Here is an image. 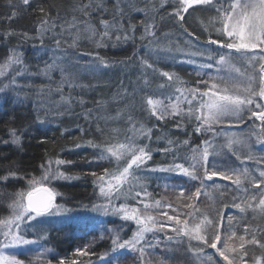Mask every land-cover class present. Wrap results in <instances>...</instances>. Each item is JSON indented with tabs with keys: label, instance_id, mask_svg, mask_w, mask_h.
<instances>
[{
	"label": "snow or ice",
	"instance_id": "1",
	"mask_svg": "<svg viewBox=\"0 0 264 264\" xmlns=\"http://www.w3.org/2000/svg\"><path fill=\"white\" fill-rule=\"evenodd\" d=\"M172 0H160L159 7H164L166 3ZM12 4V0H8ZM178 5L174 8L171 15L175 16L180 21H185V13H189V9H194V6H203L206 11L213 12L214 15L209 16L207 21H201L205 32H215L216 39L209 36L207 45L201 49L195 47L193 51L185 53L189 57L188 63H195L191 57H202L207 63L200 65L201 71L197 72L198 76L207 75L208 80L197 81V86L187 87V82L184 81L175 72L160 71L155 67V62H149V55L140 57V65L144 69L141 74L143 81L139 92L141 96V108L147 112L149 117H154L157 121H165L167 119L177 120L176 127L183 128L185 123L195 122V133L205 131H214L213 126L223 124L226 120H235L236 122H244L245 116L248 120L259 122L257 128L259 131H252V135L256 136L257 142L264 145V0H174ZM22 4L31 7L30 0H22ZM123 5V6H121ZM16 7V5H12ZM139 11L144 13L145 20L141 21L144 32L140 37L141 40L145 37L152 36L155 38V32L152 31L154 25L147 22L149 6L146 3L144 8H138L132 3V0H116V3L111 9V19H105L104 13H108L109 9L105 6L104 0H88L87 3H80L73 9L74 13H79L85 19H80L77 15H73L71 20H65L60 25H57L52 20L50 13H45L43 8L41 13L47 18L39 20L38 32L41 37L46 33H53L52 40L55 44V49L61 52H66L62 48V44H66L68 48H76L81 39L91 40L96 47H108L109 45L116 47L128 41L135 40L136 26L128 23L125 27V20L129 12ZM152 11L156 10V5L153 4ZM93 12L101 13L98 18L99 28L91 23ZM13 17L17 15L12 12ZM59 18V14H57ZM60 28V32H56V28ZM187 32V30H185ZM67 32L71 36V41L64 39V33ZM14 33L8 32L6 35L11 36ZM24 38H28V33L21 34ZM192 36V33H188ZM114 38V39H113ZM153 41H149L151 44ZM43 45V39H41ZM215 45L217 47L213 48ZM221 49L227 50L222 52ZM45 53L48 51L44 49ZM167 51H171L168 49ZM4 62L0 64V77L9 79V84L0 87V93H5L9 87L15 83V77L22 75L26 71V67L14 68L13 65H23L24 62L15 49L10 50ZM135 56L136 53L134 52ZM131 59V58H129ZM116 61H111L105 57L96 54L94 60L83 68L85 71L95 76L96 73H103L105 70L115 67ZM119 63H124L123 61ZM66 65V66H65ZM80 65L73 64L67 61L65 56H53L51 63L44 61V68L39 74L46 76L51 80V72L59 69L61 80L56 85V88H45L41 85L40 93L45 91L51 94L53 91L60 94V104L64 108V112L70 110L73 103L71 93L66 97L64 95L63 85L67 84L70 89L79 87L81 89L94 87L93 85H84L77 83L79 80ZM215 69V74L212 75L207 71ZM8 69H12L15 75L8 76ZM151 70L152 75H159L166 78L164 83L157 86L155 92L151 90V80L148 78V70ZM199 85H204L203 89ZM169 89L171 91H169ZM120 100L124 102L123 108H118L115 115L106 113L107 101L98 100L95 102L97 112L94 115L93 109H87L83 115L86 120H95L96 131L101 137L108 133V139L97 142L96 140H87L83 144L75 143L74 149L84 147L92 148V159L83 157L85 164L93 162L107 161L114 167H105L103 172L97 174L91 172L90 175L94 178L93 185L98 189V199L102 203H93L91 211L103 212L105 215L111 214L118 217L124 222H133L135 231L131 238L122 239L120 233L125 230V224L117 225L116 228L105 229L101 232L99 239L105 238L107 232L108 238L111 241L109 251L99 254L98 259L103 264H119L120 257L126 253L121 250H130L138 253L140 264H150L147 256L148 248H155L159 244H153L146 238L147 233H155L163 231L165 227H170L175 234L166 235V239L171 242L174 238L177 245L185 243L187 238V251L191 252L193 257L198 261V264H220L213 258V255H206L205 248L215 249L219 257L226 264H248L245 257L248 256L246 245H255L262 250V255L253 256V264H264V242L257 238V232L264 234V228L258 225L252 227L248 224L244 225V235L238 237L240 243L238 248L229 244L227 241H221L220 229L223 226V215L217 213V216L209 218L207 212H202L196 201L201 195L214 199L207 191L209 187L205 181H213L212 187L218 191L221 185H218L213 180L214 177H219L223 180L231 181L235 187V194L232 195V207H235L240 213H246L252 210L254 213L258 210L264 216V169H261L258 175L249 172L247 167L226 168L224 171L218 170V165L213 163L209 166V156L212 155L209 151L213 147L209 140L203 141V146L197 145L191 148V156L183 157L185 163L189 160L191 163L186 167L185 163H177L178 152L181 147L187 148L189 141L182 142L167 140V145L159 149L165 155L172 154L173 160L171 163L148 167V161L152 159L153 149L150 148V142L153 138V129L146 127L145 124L136 121L132 116V111L135 109V98L137 90L132 93L123 95L117 93ZM80 104L84 101L81 98ZM64 112L58 114L63 115ZM125 120L128 127L126 130L120 128H109V122ZM103 122V126L101 125ZM36 122L44 123L39 116L36 117ZM25 130L19 133L17 129L9 130L10 141H0V143L8 144L9 142L17 147L21 146L22 136ZM83 131V129H81ZM131 133V134H129ZM123 135V139L120 136ZM215 135V132H214ZM163 137H157V140ZM138 139H145L149 143L141 144ZM234 144H242L247 146L246 142L235 137H227L226 144L222 147H227L232 154L240 160V155L233 150ZM220 153L217 152L216 155ZM245 159L253 160L254 157L249 153ZM71 160L63 159H47L45 163L40 165L41 174L39 176L32 175L30 177L22 176L18 171L8 169L4 175H0V183L6 184L10 178L17 180H26L27 188L10 193L11 200L7 207L9 214L0 217V264H25V261L18 258L17 253L8 251L9 249L19 248L22 245H31L37 243L34 240L25 238L22 225H27L28 228L35 229L37 226H42L52 223L50 218L61 217V225L64 227L71 226L74 230H83L85 233L90 231L89 222L87 220H79L72 217L73 212L65 204L57 203V196H62V193L56 192L53 188L48 187L53 180H78L80 176L70 175L61 170L62 165L72 164ZM243 163V161H241ZM257 164H264V157L256 161ZM162 172L174 173L176 176L187 177L190 180H199L200 187H197L195 192L189 195L186 199L192 201L184 204V207L189 209L188 212H180L178 208L172 204H162L161 200L151 199L152 194L147 191V187L141 183L144 179L141 172ZM202 171L203 175H198ZM235 177V178H234ZM173 179L175 177H172ZM247 182V186L244 182ZM257 190L249 196L250 187ZM168 185H165L167 188ZM224 188L229 191L227 185ZM138 189V190H137ZM241 194L247 199H241ZM221 197L224 193H220ZM180 198H184V189H180ZM258 203H251L257 201ZM135 201L136 204L142 207L133 206L129 201ZM239 200V202H237ZM122 201L121 203H116ZM225 207L228 205L225 204ZM87 208V205H82ZM161 208H169L173 215L167 212H160L161 216L167 218V221L173 222L171 225H165L152 214L153 210ZM184 216V219H181ZM256 219V216H253ZM232 216L228 217L229 226H231ZM209 231L212 236H209ZM250 236V239L245 237ZM236 237V232L232 231L231 236L227 239L231 240ZM47 234L44 233L41 239L47 240ZM197 244L193 246L192 242ZM221 243V247L217 244ZM93 244H86L83 248H76L73 252L74 257H91L96 253L91 251ZM52 249H43L34 257L37 261ZM24 254V253H19ZM55 258V256H53ZM107 258V259H106ZM31 264V261H29ZM51 264V260L48 261ZM57 264H83L82 261L68 257L61 258ZM91 264V261H89ZM161 264H165L164 261Z\"/></svg>",
	"mask_w": 264,
	"mask_h": 264
},
{
	"label": "trees",
	"instance_id": "2",
	"mask_svg": "<svg viewBox=\"0 0 264 264\" xmlns=\"http://www.w3.org/2000/svg\"><path fill=\"white\" fill-rule=\"evenodd\" d=\"M87 3L88 0H30L31 7L24 6L22 0H12V4L8 3V0H0V64H2L5 58L11 54L10 50L20 54L24 64L13 65L14 68L23 69L26 67V71L22 75L15 77V83L12 84L5 93H0V141L9 140V130L17 129L18 133L21 130H25L22 136V143L20 147L11 144L0 143V175H4L8 169L18 171L20 175L30 177L32 175L39 176L41 174L40 165L45 163L47 159H63L71 160L72 164H65L60 166L62 171L67 172L70 175H78V180H54L47 186L53 187L57 185L56 192L62 193L63 195L57 196V203L65 204L69 208L73 209L70 214L81 221L87 220L89 222L90 231L85 233L83 230H74L71 226L64 227L61 225V217L50 218L52 223L37 226L38 231L32 232L26 230L24 233L25 238L33 237L37 239L35 245H27L25 251L28 254L25 259L31 261V264H48L51 260V264H57V261L61 258L68 257L69 259L76 258L83 262V264H103L98 259L99 254L107 252L111 248V241L108 238V233L105 232V238L99 239L101 232L105 229L116 228L117 225L125 224V230L120 233L122 239H129L135 231V224L131 221L124 222L118 217L112 216L111 214L105 215L103 212L91 211V205L93 203H102L103 201L98 199V189L94 188L93 177L90 175L91 172L100 174L103 172L105 167H114L107 161L93 162L92 164H85L82 160L83 157H87L89 160L92 159L93 149L86 145L79 149H74L75 143L83 144L87 140H96L98 143L102 140L108 139V133L106 131L105 136L101 137L96 131L95 120H86L83 113L91 108L93 114L97 112L95 102L98 100L107 101L106 113L115 115L118 108L124 107V102L120 100V97L116 94L123 95L125 91L132 93L134 89L137 90L135 98V109L132 111L133 118L145 124L146 127L153 129V138L150 142V148L153 149L152 159L148 161V167H155L157 165L171 163L173 160L172 154L165 155L163 152L158 151L159 149L169 147L167 140L182 142L184 140L189 141L187 148L181 147L176 152L178 157L177 163H185L183 157L191 156V148L197 145L203 146L204 140L212 142L213 147L209 149L211 153H215L216 149H220L225 155L228 156L226 160H219L220 157H216V161H211L212 156H209V166L213 163L217 164L218 170L224 171L226 168H238L239 161H235L236 156L232 154V151L228 149L226 151L221 143L224 141L220 138L221 132L218 125H214V131H205L202 133H195V122L185 123L183 128L178 129L176 127L177 120L167 119L165 121H157L154 117H149L148 113L143 111L141 108V96L143 93L139 92L140 86H142L141 74L144 69L140 65V57L149 55V62H155V67L160 71L175 72L184 81L187 82V87L197 86V81L208 79L207 75L198 76L199 71L198 64L207 62L204 58L198 57L192 60L196 63L186 62L189 57L185 55V52H191L189 50L192 45H196L203 49L208 42L209 36L200 34L203 30L201 21H206V17L210 16V12L206 11L203 6H198L193 9H189V13H185V21L178 20L175 16L171 15L174 8L177 7L174 0L170 3H166L164 7H159L160 0H132V3L138 8H144L147 3L149 6L147 22L154 25L152 31L155 32V38L152 36L145 37L141 40L140 37L143 35L144 28L141 24L142 20H145V15L139 11H131L128 13L125 20V27L128 23L136 26L134 33L135 40L128 41L127 43L120 44L116 47L109 45L108 47L98 48L91 40L81 39L78 42L76 48H68L66 44H62V48L66 49V52L55 49V44L52 40L53 33H46L43 37L38 32L39 20L47 18L44 13L40 12L43 8L45 13H50L52 20L57 25H60L65 20H71L75 14L80 19H85L80 16L79 13H74L73 9L80 3ZM127 2V0H125ZM116 3V0H104L105 6L109 9L108 13H104L105 19H111V9ZM16 5L13 7L12 5ZM156 5V10L152 11V5ZM123 6V5H121ZM12 12H16V16H12ZM59 14V18H57ZM101 13L93 12V18L91 23L99 28L98 18ZM187 16L194 18L192 21L187 23ZM187 30V32L185 31ZM8 32L14 33L11 36L6 35ZM27 32L28 38H24L21 34ZM56 32H60V28H56ZM188 33H192L189 36ZM181 34V37L176 35ZM171 35L169 38L170 45L177 47L182 50L181 58H173V61L167 62V60H160L155 55V50L158 49L162 39ZM176 36V37H175ZM212 39H216L211 36ZM41 39H43V45H41ZM64 39L71 41V36L67 32L64 33ZM114 39V38H113ZM149 41H153L151 44ZM215 48V46H212ZM44 49L48 51L45 53ZM136 53L134 56L133 53ZM105 57L111 61H116L115 67L105 70L103 73H96L93 76L91 73L84 70L83 66L90 64L96 54ZM65 56L67 61L78 64L81 66L79 69V80L77 83L84 85H93L94 87L88 88H73L70 89L67 84L63 85L64 95L67 97L69 93L73 98V103L69 111L64 112L63 106L60 104V94L53 91L48 94L46 91L40 93L38 90L41 85L56 88V85L61 80V74L59 69H55L51 72V80L46 76L39 74L41 69L44 68V61L51 63L53 56ZM131 58V59H129ZM196 59V60H195ZM123 61L124 63H119ZM204 61V62H203ZM194 65V67L192 66ZM66 66V65H65ZM210 74L215 73V69L210 71L205 70ZM15 75L10 72L8 76ZM148 78L151 80V90L156 91L157 86L164 83L166 78L160 77L159 75H152L151 70H148ZM5 84H9V79L4 78L0 80V87ZM170 90V89H169ZM83 99L84 103L80 104L79 100ZM64 112L63 115L58 114ZM39 116L44 123L39 124L36 122V117ZM246 117V116H245ZM247 119V117L245 118ZM248 120V119H247ZM246 121V120H244ZM235 122V120L224 123ZM248 126H257L258 121L255 123L250 120ZM103 126V122L101 121ZM221 125V124H219ZM128 127L125 120H119L115 122H109V128H120L122 131ZM83 129V131H81ZM231 129V128H230ZM256 130V129H255ZM257 131V130H256ZM215 132V135H214ZM258 132V131H257ZM131 134V133H129ZM247 136V134H245ZM157 137H163L157 140ZM253 144H258L256 136L249 137ZM123 139V135L120 136ZM141 144L149 143L145 139H138ZM252 143V142H251ZM257 149V147H256ZM233 150L236 151L241 159L246 156L240 154L233 146ZM257 151V150H256ZM254 152V159L264 157V152ZM252 155V154H251ZM253 156V155H252ZM191 161L185 163L187 167ZM264 165V164H262ZM249 172L258 175L259 171H253V168H249ZM140 175L144 177L141 181L147 187V191L152 194L151 199L161 200L162 204L170 203L174 207L178 208L180 212H188L189 209L184 207V204L191 203L192 201L186 198L195 192L197 187H200L199 180H190L187 177L176 176L174 173H162V172H141ZM198 175L202 176V171L198 172ZM172 177H175L174 179ZM235 178V177H234ZM213 180L216 184L221 185L219 191L212 187L213 181H205L209 186L207 191L214 199L201 195L199 200L196 201L198 207L202 212H207L209 218H215L217 213H221L224 217L223 226L220 229L221 241H227L232 245L234 242L235 247L239 246L238 237L244 235V225L248 224L252 227L259 226L264 228V216H262L257 210L255 213L252 210H248L246 213H240L238 209L232 207V195L235 194V185L231 181L214 177ZM247 186V182H244ZM165 185H168L165 188ZM227 185L229 191L224 188ZM184 189V198H180V189ZM250 187V186H249ZM27 188L26 180H17L10 178L6 184L0 183V215L5 214L8 211V202L11 200L10 193L16 192L21 189ZM138 190V189H137ZM257 190L251 189L249 196L254 194ZM223 192L224 196L221 197L220 193ZM241 199H247L241 194ZM117 201L116 203H121ZM239 202V200L237 201ZM249 202L255 204L257 201ZM130 204L137 207L142 205L136 204L135 201H129ZM228 206L225 207L224 205ZM87 205V208L82 207ZM160 212H167L169 215L175 213L169 208H161L158 211L153 210L152 214L156 216L165 225H171L173 222L167 221V218L161 216ZM256 219H253V216ZM232 216L231 226H229L228 217ZM181 216V219H184ZM27 228V227H26ZM236 232V237L228 240L231 236V232ZM32 232V234H31ZM46 233L47 240L41 239V236ZM36 234V237L35 235ZM175 236L171 231L170 227H165L163 231L155 233V237L152 233H147L146 238L153 244H156V240H159V244L155 248L147 249V256L150 264H161L162 261L165 264H198V261L193 257L191 252L187 249V238L185 243L177 245L174 238L173 241L169 242L166 239V235ZM28 235V236H26ZM213 234L209 231V236ZM250 239V236L245 237ZM257 238L264 242V234L257 232ZM234 240V241H233ZM86 244H93L91 251L96 253L91 257H74L73 252L76 248H83ZM193 246L197 244L196 241L192 242ZM39 245V247H36ZM32 247L35 249L32 250ZM217 247H221V243L217 244ZM52 249V252L45 253L40 260H36L34 257L36 254H31L35 250L40 249ZM248 250V256L245 259L249 262L252 261V257L262 255V250L255 245H246ZM126 254L119 259V264H140L138 259V253L130 250H121ZM215 249L205 248L206 255H213L215 257ZM217 254V253H216ZM55 256V258H53ZM107 259V258H106ZM223 264H226L221 259ZM26 264V263H25ZM29 264V263H28ZM115 264V262H114Z\"/></svg>",
	"mask_w": 264,
	"mask_h": 264
},
{
	"label": "rangeland",
	"instance_id": "3",
	"mask_svg": "<svg viewBox=\"0 0 264 264\" xmlns=\"http://www.w3.org/2000/svg\"><path fill=\"white\" fill-rule=\"evenodd\" d=\"M196 7H198V5L197 6H194V8H196ZM211 15H214V13L213 12H210V16ZM209 17L207 16L206 17V21H207V19H208ZM194 18H190L189 19V17L187 16V23L189 24V21H192ZM200 34L201 35H205V34H207V35H211V36H214L215 38H217L216 37V33L215 32H211V33H209V32H205L204 30H202V31H200ZM177 37H181V34H179V36H178V34L176 35ZM175 36V37H176ZM171 37V35L170 36H168L167 35V37H165L164 39H162V41L160 42V45H159V47H158V49L157 50H155V52H154V55L158 58V59H160V60H167V62L169 63V62H171V61H173V58L174 57H176L177 59L178 58H181L182 57V50L180 49V48H177L176 46L175 47H172L171 45H170V41H169V38ZM213 46H215V45H213ZM195 47H198V46H196V45H192L191 46V48L189 49V50H194V48ZM215 47H217V46H215ZM168 49H171V51L169 52V51H167ZM221 51L222 52H224V51H227V50H224V49H221ZM188 51H186L185 53H187ZM199 56H196V57H193V58H198ZM195 59V60H196ZM204 62V61H203ZM208 62V61H207ZM207 62H205V63H207ZM195 63H196V61H195ZM193 67H194V65H192ZM198 66V68H199V71H201V69H200V64H198L197 65ZM203 71H205V70H203ZM208 71H210V70H208ZM10 72H12V69H8V73H7V75H9L10 74ZM215 73H213L212 75H214ZM4 78V81L6 80V77H0V80L1 79H3ZM206 80H208V79H206ZM199 87H201L202 89H203V87H204V85H199ZM169 91H171V90H169ZM247 117V116H246ZM245 117V118H246ZM244 118V120H246V121H244V122H231V123H223V124H221V125H218V127L220 128V132H221V135H220V138L221 139H223L224 141H222V143H221V145L222 146H224L225 144H226V139H227V137H231V136H235V137H237V138H239V139H241V140H243V141H245L246 142V144H247V146H245V145H242V144H234L233 146L235 147V148H237V150H238V152L240 153V154H242V155H244V156H246L245 154H249V153H251L252 155H253V157H254V152H256L255 154H258L259 152H261L260 150H258V149H261L264 145H262V144H260V143H258V144H253V141H254V139L250 142L249 140L251 139V138H249V137H251V136H253V138H255V135H252L251 133H252V131H259V129L257 128V126L255 127V126H250L249 125V127L247 128V126H248V121H249V123H250V120H247V119H245ZM228 122V121H227ZM231 128V129H230ZM256 129V130H255ZM245 134H247V136H245ZM256 147L258 148V149H256ZM226 151H228V148L227 147H223ZM217 151H215V153L213 152V158H211V161H216L215 160V158L216 157H220V159L219 160H222V159H224V160H226L227 158H228V156L227 155H225L223 152H221L220 151V149H216ZM257 150V151H256ZM217 152H219L220 154L219 155H216V153ZM228 152H230V151H228ZM258 152V153H257ZM262 152H264V151H262ZM212 156V155H211ZM236 159V158H235ZM241 161H243V163H241V161H239V167L238 168H240V169H243L244 167H247L248 169L249 168H253V171H255L256 170V172H258V171H260L261 169H264V165H262V164H257L256 163V161H257V159H253V160H247V159H245V157L244 158H242V159H240ZM235 161H238L237 159L235 160ZM250 170V169H249ZM56 181V180H55ZM52 182H54V180L52 181ZM53 186H55V190H56V188H57V185L55 184V185H53ZM48 187H50V186H48ZM51 188H53V187H51ZM54 189V188H53ZM57 191V190H56ZM10 202V201H9ZM8 202V203H9ZM9 214V210L5 213V214H3V215H0V217H2V216H7ZM56 218H60V217H56ZM27 227V225H22V229H25V231H24V233L26 232V230L28 229V230H30V231H32L33 233L34 232H36V231H38L36 228L35 229H32V228H26ZM32 232H31V234H32ZM35 235V237H36V234H34ZM26 236H28V235H26ZM3 239V237L2 236H0V240H2ZM28 239L29 240H34V241H36L37 242V239L36 238H33V237H29L28 236ZM234 241V240H233ZM32 245V244H31ZM33 245H35V244H33ZM232 245H234V242H232ZM26 246L27 245H22V246H19V248H14V249H9L8 251H10V252H13V253H17L18 254V258L19 259H22V260H24L25 261V263L26 264H28L29 263V261L28 260H26L25 259V256L28 254V252L27 251H25V248H26ZM36 247H39V245H36ZM33 249H35L34 247H32V250ZM38 252H40V249H38V250H35L34 252H32L31 254H36V253H38ZM19 253H24V254H19ZM215 257L217 258L216 260H218L219 262H220V264H223V262L222 261H220L219 259H221L220 257H219V255H218V253L216 254L215 253ZM248 264H253V262H249Z\"/></svg>",
	"mask_w": 264,
	"mask_h": 264
}]
</instances>
